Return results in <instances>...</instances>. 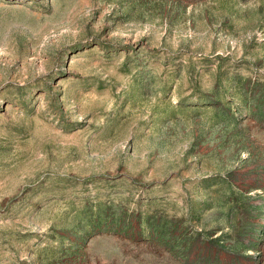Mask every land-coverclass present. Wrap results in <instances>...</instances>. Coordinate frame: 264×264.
<instances>
[{"label": "rangeland", "instance_id": "rangeland-1", "mask_svg": "<svg viewBox=\"0 0 264 264\" xmlns=\"http://www.w3.org/2000/svg\"><path fill=\"white\" fill-rule=\"evenodd\" d=\"M0 264H264V0H0Z\"/></svg>", "mask_w": 264, "mask_h": 264}]
</instances>
